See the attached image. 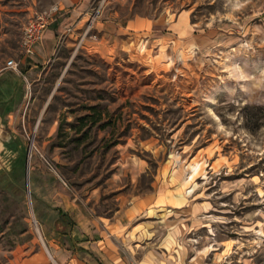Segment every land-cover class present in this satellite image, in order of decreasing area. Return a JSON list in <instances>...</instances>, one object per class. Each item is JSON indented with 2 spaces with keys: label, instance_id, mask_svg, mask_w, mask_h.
<instances>
[{
  "label": "rangeland",
  "instance_id": "rangeland-1",
  "mask_svg": "<svg viewBox=\"0 0 264 264\" xmlns=\"http://www.w3.org/2000/svg\"><path fill=\"white\" fill-rule=\"evenodd\" d=\"M61 1L0 0V69ZM77 6L81 28L3 121L18 144L0 160V264H59L55 209L108 225L159 187L211 203L203 262L264 264V0Z\"/></svg>",
  "mask_w": 264,
  "mask_h": 264
},
{
  "label": "crops",
  "instance_id": "crops-1",
  "mask_svg": "<svg viewBox=\"0 0 264 264\" xmlns=\"http://www.w3.org/2000/svg\"><path fill=\"white\" fill-rule=\"evenodd\" d=\"M79 0H62L59 14L35 46L33 56L18 59L17 72L0 69V116L12 119L25 94V81L35 69L51 59L62 35L80 29ZM133 28L140 27L131 21ZM68 30H71L68 32ZM68 32V33H66ZM24 78V79H23ZM162 192V194H161ZM158 188L139 199H127L116 221L105 225L86 218L77 226L73 219L55 209L54 233L64 245L56 244L54 257L59 264H206L207 249L195 242L199 229L206 226L212 205L207 199H167Z\"/></svg>",
  "mask_w": 264,
  "mask_h": 264
},
{
  "label": "built area",
  "instance_id": "built-area-1",
  "mask_svg": "<svg viewBox=\"0 0 264 264\" xmlns=\"http://www.w3.org/2000/svg\"><path fill=\"white\" fill-rule=\"evenodd\" d=\"M59 12V5H52L46 10L36 13L23 26L19 45L22 57L29 58L34 55L35 46L41 41L45 30L54 22L56 15L59 14ZM70 31L71 30H68V32ZM65 35H62L61 38ZM5 69L11 71H18L19 62L14 59H9L5 63Z\"/></svg>",
  "mask_w": 264,
  "mask_h": 264
},
{
  "label": "water",
  "instance_id": "water-1",
  "mask_svg": "<svg viewBox=\"0 0 264 264\" xmlns=\"http://www.w3.org/2000/svg\"><path fill=\"white\" fill-rule=\"evenodd\" d=\"M12 138L11 131L4 125L2 117L0 116V160L2 156L13 151L9 148V144L13 142Z\"/></svg>",
  "mask_w": 264,
  "mask_h": 264
},
{
  "label": "trees",
  "instance_id": "trees-1",
  "mask_svg": "<svg viewBox=\"0 0 264 264\" xmlns=\"http://www.w3.org/2000/svg\"><path fill=\"white\" fill-rule=\"evenodd\" d=\"M17 144H18L17 142H14V143H12V146H11V145L9 146V148H10V149H17ZM20 154H21V153L19 152V155H20Z\"/></svg>",
  "mask_w": 264,
  "mask_h": 264
},
{
  "label": "bare ground",
  "instance_id": "bare-ground-1",
  "mask_svg": "<svg viewBox=\"0 0 264 264\" xmlns=\"http://www.w3.org/2000/svg\"><path fill=\"white\" fill-rule=\"evenodd\" d=\"M50 257V256H49Z\"/></svg>",
  "mask_w": 264,
  "mask_h": 264
}]
</instances>
